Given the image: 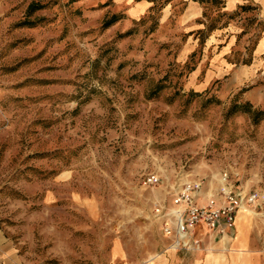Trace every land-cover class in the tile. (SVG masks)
<instances>
[{
	"label": "rangeland",
	"instance_id": "obj_1",
	"mask_svg": "<svg viewBox=\"0 0 264 264\" xmlns=\"http://www.w3.org/2000/svg\"><path fill=\"white\" fill-rule=\"evenodd\" d=\"M189 1L0 0V228L27 264L159 254L172 192L223 172L264 219L261 8Z\"/></svg>",
	"mask_w": 264,
	"mask_h": 264
},
{
	"label": "crops",
	"instance_id": "obj_2",
	"mask_svg": "<svg viewBox=\"0 0 264 264\" xmlns=\"http://www.w3.org/2000/svg\"><path fill=\"white\" fill-rule=\"evenodd\" d=\"M231 11L241 8L249 1L258 5L261 12L256 19L264 23V0H224ZM198 2L190 0L188 8L197 7ZM261 34V33H260ZM256 49L252 51V60L264 66V35H256ZM260 36V37H259ZM236 39V33L235 37ZM206 197H200L199 202ZM200 244L196 248H176L169 242L159 254L142 258L134 256L111 255L102 264H264V219L250 212L239 211L234 227L223 236H215L205 226L198 229ZM0 264H27L19 256L12 241L0 228Z\"/></svg>",
	"mask_w": 264,
	"mask_h": 264
},
{
	"label": "built area",
	"instance_id": "obj_3",
	"mask_svg": "<svg viewBox=\"0 0 264 264\" xmlns=\"http://www.w3.org/2000/svg\"><path fill=\"white\" fill-rule=\"evenodd\" d=\"M148 182H157L158 176H148ZM200 179L185 180L172 192V206L165 212L163 231L171 236V245L176 248L199 247L198 229L205 226L215 236L227 235L234 227L237 212L251 205L257 197L255 191L244 192L223 172L216 192L206 195L203 202ZM161 211V208L157 209Z\"/></svg>",
	"mask_w": 264,
	"mask_h": 264
},
{
	"label": "bare ground",
	"instance_id": "obj_4",
	"mask_svg": "<svg viewBox=\"0 0 264 264\" xmlns=\"http://www.w3.org/2000/svg\"><path fill=\"white\" fill-rule=\"evenodd\" d=\"M241 212H248V211H247V208L242 207V208L239 210V213H241Z\"/></svg>",
	"mask_w": 264,
	"mask_h": 264
}]
</instances>
